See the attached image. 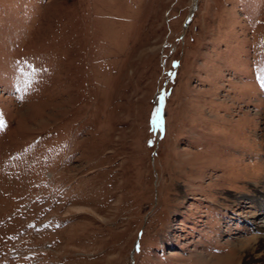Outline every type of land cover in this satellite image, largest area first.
I'll use <instances>...</instances> for the list:
<instances>
[{
  "label": "rangeland",
  "instance_id": "1",
  "mask_svg": "<svg viewBox=\"0 0 264 264\" xmlns=\"http://www.w3.org/2000/svg\"><path fill=\"white\" fill-rule=\"evenodd\" d=\"M0 121V264L264 254V0H0Z\"/></svg>",
  "mask_w": 264,
  "mask_h": 264
},
{
  "label": "bare ground",
  "instance_id": "2",
  "mask_svg": "<svg viewBox=\"0 0 264 264\" xmlns=\"http://www.w3.org/2000/svg\"><path fill=\"white\" fill-rule=\"evenodd\" d=\"M258 193H260V194H255V195H253L252 197L254 198H257L258 200H260L261 201V199L260 198H263L264 197V194H261V191H258ZM258 195V196H257ZM251 197V198H252ZM264 204V203H263ZM260 210H262V211H264V207L261 209L260 208ZM260 228H261V230L263 231V233H264V222L261 224V226H260ZM258 237H254L253 236V238H252V240H256ZM260 241L262 242L261 243V245H262V247H264V234L260 237ZM238 252H239V254L242 252V248H240V249H238L237 250ZM238 258V257H237ZM257 258L259 259V260H261V262H259V263H257L256 262V264H264V254L263 255H260V256H256V255H254V258H251L249 261H247V262H245V264H251V263H253L254 262V260L253 259H255L256 261H258L257 260ZM254 264V263H253Z\"/></svg>",
  "mask_w": 264,
  "mask_h": 264
},
{
  "label": "snow or ice",
  "instance_id": "3",
  "mask_svg": "<svg viewBox=\"0 0 264 264\" xmlns=\"http://www.w3.org/2000/svg\"><path fill=\"white\" fill-rule=\"evenodd\" d=\"M0 127H3V122L2 121H0Z\"/></svg>",
  "mask_w": 264,
  "mask_h": 264
},
{
  "label": "water",
  "instance_id": "4",
  "mask_svg": "<svg viewBox=\"0 0 264 264\" xmlns=\"http://www.w3.org/2000/svg\"><path fill=\"white\" fill-rule=\"evenodd\" d=\"M184 24H185V25L187 24V20H185Z\"/></svg>",
  "mask_w": 264,
  "mask_h": 264
}]
</instances>
